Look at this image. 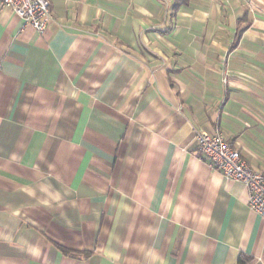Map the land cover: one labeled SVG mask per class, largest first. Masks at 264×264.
Instances as JSON below:
<instances>
[{"label":"crops","instance_id":"obj_1","mask_svg":"<svg viewBox=\"0 0 264 264\" xmlns=\"http://www.w3.org/2000/svg\"><path fill=\"white\" fill-rule=\"evenodd\" d=\"M0 3V264H264V0ZM227 80V81H226Z\"/></svg>","mask_w":264,"mask_h":264},{"label":"built area","instance_id":"obj_2","mask_svg":"<svg viewBox=\"0 0 264 264\" xmlns=\"http://www.w3.org/2000/svg\"><path fill=\"white\" fill-rule=\"evenodd\" d=\"M0 3L8 6L25 24L32 25L40 33L52 18L48 0H0ZM196 137L199 155L226 179L243 183L248 190L250 209L264 218V174L252 169L235 144L220 132L209 134L199 131Z\"/></svg>","mask_w":264,"mask_h":264},{"label":"trees","instance_id":"obj_3","mask_svg":"<svg viewBox=\"0 0 264 264\" xmlns=\"http://www.w3.org/2000/svg\"><path fill=\"white\" fill-rule=\"evenodd\" d=\"M189 0H176V8L186 5Z\"/></svg>","mask_w":264,"mask_h":264}]
</instances>
